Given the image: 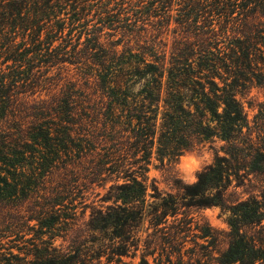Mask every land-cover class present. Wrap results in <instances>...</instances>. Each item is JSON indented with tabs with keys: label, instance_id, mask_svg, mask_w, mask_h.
I'll list each match as a JSON object with an SVG mask.
<instances>
[{
	"label": "trees",
	"instance_id": "16d2710c",
	"mask_svg": "<svg viewBox=\"0 0 264 264\" xmlns=\"http://www.w3.org/2000/svg\"><path fill=\"white\" fill-rule=\"evenodd\" d=\"M253 84L264 0H0V264H264V110L250 125L237 99ZM206 146L176 194L149 179ZM85 165L112 184L78 225L65 179ZM214 207L225 249L205 224L186 249L191 211Z\"/></svg>",
	"mask_w": 264,
	"mask_h": 264
},
{
	"label": "rangeland",
	"instance_id": "374dc122",
	"mask_svg": "<svg viewBox=\"0 0 264 264\" xmlns=\"http://www.w3.org/2000/svg\"><path fill=\"white\" fill-rule=\"evenodd\" d=\"M87 20H91V25L98 22V19L93 15V12L87 18ZM231 26L234 27V24H230L229 27ZM171 27H174L173 22H171ZM102 33H112V30L105 28L103 29ZM115 34L116 38H119L121 35L120 31H117ZM167 38L168 45H170L171 36L168 35ZM83 40L84 36L82 37L81 41ZM57 44L58 43H56L55 45ZM67 50H69V47L67 48ZM68 67L72 70V67L66 64L65 67H61L62 69L59 72H57L58 68L52 69L50 71L51 74L48 75L50 76V79L48 80L49 82L45 83L44 86H40V88L38 89L39 92L41 91L42 96L46 92H49L51 89L55 88L57 81L60 80L65 74L64 68ZM237 99L241 103L243 112L246 115L248 122L250 123V125H252L254 117L259 113V111L264 110V86L254 84L251 86H247L245 90L238 94ZM213 156V151L208 149V146H206L201 150L185 152L174 163L165 165L164 167H161L160 163L153 159L151 165L149 166L148 177L150 180L155 181L159 190H161L162 192L176 194L175 189L172 188L173 178L180 180L183 184L186 185L192 184L196 180L197 173L212 162ZM82 168L83 169L80 168L78 171L70 172L65 179V183H69L67 185L72 186L74 189L71 198L74 200L73 206L76 207V217H79V222L77 223L78 225H81L83 222L87 221L90 213V206L107 205L102 204L100 200L112 184L111 182L107 181L108 179L105 181L103 180L104 178H106V175L97 177L91 174V165H85ZM55 180H57L56 177ZM50 184L53 185L52 182L49 183V185ZM256 193L257 188L252 189L251 191L246 188L237 189L235 191L231 189L228 191V194H231V196L233 194L232 198L234 199H244L248 197V195ZM6 211L7 210H1L0 216L5 214ZM191 213L193 217V231L188 238L186 249H193L192 240H195V235L199 236L200 234L198 230H195L197 224L200 226L205 224L208 225L212 230H214V232L220 234L218 243L216 244V250H224L226 247L224 242V235L228 232L227 218L229 214L222 212L218 207L197 211L192 210ZM196 242L198 244L204 243V241L200 239H196ZM59 243H61L60 240L56 241V244ZM195 251H198L197 247L195 248ZM139 255L140 253L137 254V257L134 260H131L129 258L124 260L128 264H138L140 260ZM215 257L216 255L214 253L212 254V257L210 256L203 259V262H206L207 264H217L214 259ZM148 260L151 264H153L151 258H148Z\"/></svg>",
	"mask_w": 264,
	"mask_h": 264
}]
</instances>
